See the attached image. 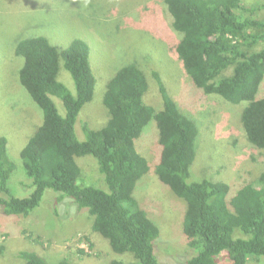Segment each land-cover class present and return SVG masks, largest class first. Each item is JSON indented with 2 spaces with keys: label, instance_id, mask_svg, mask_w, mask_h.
<instances>
[{
  "label": "trees",
  "instance_id": "1",
  "mask_svg": "<svg viewBox=\"0 0 264 264\" xmlns=\"http://www.w3.org/2000/svg\"><path fill=\"white\" fill-rule=\"evenodd\" d=\"M164 3L174 29L181 34L171 50L196 87L206 96L246 103L242 135L255 150H264V94L258 96L264 83V0ZM16 54L24 57L18 71L20 82L44 117L20 151L30 183L27 186L32 189L28 196L14 195L9 186L16 163L9 154L8 138L0 136V207L4 214L29 216L51 189L58 194L52 200L55 214L71 213L59 209L67 200L66 205L74 206L78 213L85 211L94 232L109 240L113 252L121 254L112 252L107 264H172L158 258L157 248L174 259L178 256L180 264H224L222 255L232 264H258L264 259V170L257 179L234 186L236 190L223 180L192 181L197 149L208 129L180 108L155 69L150 77L140 61L123 63L110 78L104 95L108 120L93 129L80 115L93 100L97 83L85 40L76 38L62 48L46 36H31L19 40ZM61 61L74 80L75 93L59 80ZM152 77L161 98L155 104L145 101ZM53 96L62 101L64 114ZM152 120L159 128L155 160L146 155L152 142L145 136L147 132L143 133ZM80 124L85 139L80 138ZM143 137L148 144L145 150L138 145ZM87 155L98 160L100 171L86 172L80 166L79 159ZM151 168L187 204L182 227L189 248L183 253L164 247L162 242L156 245L163 237L161 223L152 220L135 196L139 181ZM95 184H106L108 190ZM28 237L32 238V233ZM34 241L39 243V238ZM4 248L1 244L0 253ZM18 256L26 264H51L34 251L24 250ZM54 264L81 263L65 257Z\"/></svg>",
  "mask_w": 264,
  "mask_h": 264
},
{
  "label": "rangeland",
  "instance_id": "2",
  "mask_svg": "<svg viewBox=\"0 0 264 264\" xmlns=\"http://www.w3.org/2000/svg\"><path fill=\"white\" fill-rule=\"evenodd\" d=\"M39 35L48 37L62 48L76 38L89 44L97 83L93 100L84 106L80 115L88 120L91 128H101L108 120L103 99L110 78L123 63L137 60L150 77L155 69L180 108L195 115L201 127L208 129L197 149L192 181L223 180L236 190L234 186L257 179L264 170V150H255L242 135L241 116L246 103L234 104L222 96H206L171 50L181 34L174 29L173 17L164 0H0V136L8 138L9 154L16 163L9 181L14 195L25 197L32 190L27 186L30 183L20 151L44 117L43 110L20 82L18 71L24 57L16 54V46L20 39ZM59 80L76 92L74 80L63 61ZM149 82L150 89L145 97L149 95L144 98L147 103L155 104V100L161 99L158 83L153 77ZM263 94L264 83L258 96ZM53 99L64 114L62 101L54 96ZM145 132L152 142L146 155L155 160L159 138L157 122L152 120ZM79 134L85 139L81 124ZM145 141L144 137L139 141L142 150L148 145ZM79 163L86 172L99 170L98 160L92 155L83 156ZM97 187L108 190L106 184ZM55 196L58 194L47 189L40 206L29 216L6 215L0 207V243L3 241L1 244L5 246L0 253V264H26L18 256L24 250L37 252L51 264L65 257L81 264H107L110 261L113 250L109 240L94 232L87 213H78L64 200L59 205L60 211L69 209L71 213L55 214L56 203L52 202ZM135 196L149 211L152 220L161 223L163 237L156 245L162 242L173 251L185 252L189 248L182 227L187 208L185 200L162 183L154 168L139 181ZM31 233L33 237L29 238ZM35 238H39V243L34 241ZM157 254L162 261L180 264L177 255L174 259L164 249L157 248ZM222 262L232 264L225 255H222ZM258 264H264V259Z\"/></svg>",
  "mask_w": 264,
  "mask_h": 264
},
{
  "label": "bare ground",
  "instance_id": "3",
  "mask_svg": "<svg viewBox=\"0 0 264 264\" xmlns=\"http://www.w3.org/2000/svg\"><path fill=\"white\" fill-rule=\"evenodd\" d=\"M10 14V13H9Z\"/></svg>",
  "mask_w": 264,
  "mask_h": 264
}]
</instances>
